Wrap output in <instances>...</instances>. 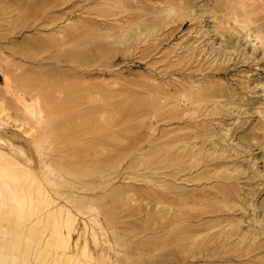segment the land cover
I'll return each mask as SVG.
<instances>
[{"label": "rangeland", "instance_id": "rangeland-1", "mask_svg": "<svg viewBox=\"0 0 264 264\" xmlns=\"http://www.w3.org/2000/svg\"><path fill=\"white\" fill-rule=\"evenodd\" d=\"M0 264H264V0H0Z\"/></svg>", "mask_w": 264, "mask_h": 264}]
</instances>
